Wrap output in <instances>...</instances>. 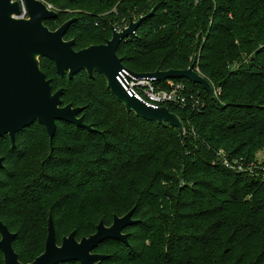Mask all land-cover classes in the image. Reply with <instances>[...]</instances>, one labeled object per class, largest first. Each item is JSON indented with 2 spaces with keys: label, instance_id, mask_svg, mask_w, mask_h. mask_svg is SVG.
<instances>
[{
  "label": "trees",
  "instance_id": "1",
  "mask_svg": "<svg viewBox=\"0 0 264 264\" xmlns=\"http://www.w3.org/2000/svg\"><path fill=\"white\" fill-rule=\"evenodd\" d=\"M120 1L64 0L62 8L88 11L76 15L65 40L76 51L103 45L113 30L101 14ZM127 3L138 15L155 12L120 45L124 66L153 73L195 61L214 95L172 80L203 99L198 111L167 106L184 123L182 135L127 112L102 75L60 77L52 61L40 59L53 91L64 89L63 106L82 108L79 117L94 131L58 122L51 145L36 122L17 134L15 149L9 136L0 138V220L17 234L20 262L43 254L50 216L57 240L73 230L89 237L101 221L110 226L136 207L140 222L125 229L129 245L104 241L96 251L109 247L121 256L102 264H264V174L254 173L264 151V0ZM66 17L45 25L55 31Z\"/></svg>",
  "mask_w": 264,
  "mask_h": 264
},
{
  "label": "water",
  "instance_id": "2",
  "mask_svg": "<svg viewBox=\"0 0 264 264\" xmlns=\"http://www.w3.org/2000/svg\"><path fill=\"white\" fill-rule=\"evenodd\" d=\"M49 2L50 0H44ZM27 18L22 17L21 5L15 0H0V138L9 136L12 148H16V136L24 129L38 122L49 135L51 145L57 131V123L65 122L78 128L94 131L79 117L82 108L72 104L63 106L64 89L54 92L51 81L40 68V59L52 61L58 76L66 75L72 79L85 71L90 78L102 75L115 99L127 112L138 117L170 125L185 134L184 123L170 112L167 107L154 109L146 106L137 98L129 97L117 81L119 73L126 69L118 56V49L123 41L133 36L143 22L153 16L150 14L131 21L122 32L114 31L112 37L103 45H93L76 51L74 40H65V36L76 19L67 21L55 31L45 26V21L55 20L59 14L50 10L40 0H25ZM196 62L186 70H157L153 73H135L136 77H155L158 82L186 79L201 85L204 90L214 95L212 84L195 68ZM5 159L0 157V170L4 169ZM134 211L123 217L115 216L113 224L106 226L99 223L96 233L77 240L76 231L57 243L56 229L52 217L48 221V235L45 250L30 264H102L107 257L94 254V251L107 240H116L128 245L129 235H124L126 228L135 225ZM0 250L5 264H22L16 254L13 243L17 237L0 221Z\"/></svg>",
  "mask_w": 264,
  "mask_h": 264
},
{
  "label": "built area",
  "instance_id": "3",
  "mask_svg": "<svg viewBox=\"0 0 264 264\" xmlns=\"http://www.w3.org/2000/svg\"><path fill=\"white\" fill-rule=\"evenodd\" d=\"M15 1H18L21 5L23 13L21 18H27L25 0ZM115 26H119V28L114 27L113 32H122L129 24H126L123 29H120V25ZM135 35L136 32L133 36ZM130 37L126 40L130 39ZM117 81L129 97H135L146 106L154 109L167 107L168 105H177L182 108L198 111L203 105L200 93L189 89L183 82L167 80L164 81L167 82V86L164 87L159 84L163 82H158L155 77L133 76L131 70L128 68L119 73ZM235 168L244 172V168L241 166L236 165Z\"/></svg>",
  "mask_w": 264,
  "mask_h": 264
},
{
  "label": "rangeland",
  "instance_id": "4",
  "mask_svg": "<svg viewBox=\"0 0 264 264\" xmlns=\"http://www.w3.org/2000/svg\"><path fill=\"white\" fill-rule=\"evenodd\" d=\"M40 1H42L50 10H53V11H55V12H57L58 14H61V15H64V16H67L66 18H68V17H72V18H70L69 20H72V19H76V15H79V14H81L82 12H83V14H86L88 11L87 10H85V9H81L80 7H77V6H74V5H72V6H69V8H62L61 6L62 5H64L65 3H64V0H56L58 3H60V6H57V5H52V4H50L49 2H45L44 0H40ZM132 1H136V0H126V3L125 4H123V2H119L117 5H115V8H113L111 11H109V12H107V13H104V14H101V18L108 24V25H110V27H112V30H113V28L114 27H116V26H114V25H112L111 24V22H112V18H114V20L115 19H119V17H120V15L121 14H124V13H126L128 16L127 17H125V18H123L122 20H121V22L119 23V25L121 26L120 27V29H123L125 26H126V24H130V22L131 21H134V22H136L139 18H141V17H143V15H138V13H137V8H135L133 11H132V8L133 7H129V5H128V3L127 2H132ZM141 1V0H140ZM142 1H146V0H142ZM68 20V21H69ZM60 21V23H62V25H64L67 21H63L62 19L61 20H59ZM62 25H60V27L62 26ZM59 27V28H60ZM116 28H119V26L118 27H116ZM90 47V46H89ZM88 48V47H87ZM130 70V69H129ZM133 72V71H132ZM258 164H257V166H255V168L256 169H258V170H256V172H254V173H256V174H261V173H263L264 174V151H262V152H260L259 154H258ZM244 171H246L245 169H244ZM252 171V170H251ZM253 172V171H252ZM4 196V195H3ZM135 210H136V207H132V208H130L129 209V211L125 214V215H127L129 212H131V211H134L135 212ZM125 215H123V216H125ZM133 215H134V213H133ZM123 216H121V217H123ZM2 220V219H1ZM133 220L134 221H136L137 223L138 222H140L138 219H136V218H133ZM49 221V220H48ZM112 224H113V222H112ZM111 224V225H112ZM99 225V224H98ZM110 225V226H111ZM45 229H46V232H45V237L48 235V223H45ZM97 229V228H96ZM75 230H73V231H71L70 233H68V234H66V233H60L59 234V236H58V240H57V243H58V245L59 246H61L62 245V242H63V239L65 238V237H68L71 233H73ZM96 233V232H95ZM94 233V234H95ZM124 235H127L128 234V232H126L125 233V231H124V233H123ZM129 235V234H128ZM47 238V237H46ZM83 238H85V237H83V236H78L77 237V240L80 242ZM128 240H129V238H128ZM0 241H1V236H0ZM123 243V242H122ZM127 245V244H126ZM128 245H129V241H128ZM94 254H98V255H102V256H106L107 257V259L106 260H108L110 257H113V256H121V254L120 253H116V250H113L112 248H109V247H103V248H101V249H99V250H95L94 251ZM105 260V261H106ZM0 264H5V262H4V256H3V254L0 252ZM64 264H68V263H64Z\"/></svg>",
  "mask_w": 264,
  "mask_h": 264
},
{
  "label": "flooded vegetation",
  "instance_id": "5",
  "mask_svg": "<svg viewBox=\"0 0 264 264\" xmlns=\"http://www.w3.org/2000/svg\"><path fill=\"white\" fill-rule=\"evenodd\" d=\"M46 23V21L44 22V24ZM46 26V25H45ZM1 221V220H0ZM9 229V228H8ZM10 230V229H9ZM10 232L11 233H13V234H16L15 232H12L11 230H10ZM17 235V234H16ZM1 236V235H0ZM17 238V237H16ZM1 239H2V236H1ZM16 240V239H15ZM45 243H46V241H45ZM13 247H14V243H13ZM15 250V249H14ZM44 250H45V247H44ZM0 252L2 253V251L0 250ZM16 252V251H15ZM3 254V253H2ZM17 254V253H16ZM18 255V254H17ZM4 256V255H3ZM19 257V256H18ZM20 261V260H19ZM33 263V262H32ZM23 264V263H22Z\"/></svg>",
  "mask_w": 264,
  "mask_h": 264
}]
</instances>
